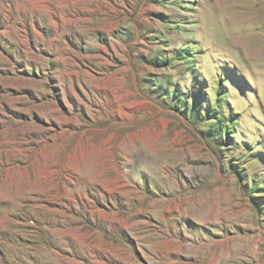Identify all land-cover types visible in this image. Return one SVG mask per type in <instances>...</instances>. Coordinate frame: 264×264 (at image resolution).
I'll list each match as a JSON object with an SVG mask.
<instances>
[{
  "label": "rangeland",
  "instance_id": "374dc122",
  "mask_svg": "<svg viewBox=\"0 0 264 264\" xmlns=\"http://www.w3.org/2000/svg\"><path fill=\"white\" fill-rule=\"evenodd\" d=\"M263 2L0 0V264H264Z\"/></svg>",
  "mask_w": 264,
  "mask_h": 264
},
{
  "label": "bare ground",
  "instance_id": "6f19581e",
  "mask_svg": "<svg viewBox=\"0 0 264 264\" xmlns=\"http://www.w3.org/2000/svg\"><path fill=\"white\" fill-rule=\"evenodd\" d=\"M264 3V2H263ZM258 4V3H257ZM253 5V7H246L245 9V12H243L239 18V20H242V21H237V25H235L236 28H238V30H241L243 29V25H246L248 22H250L253 18V15H256V17H258V19H264V6L263 5ZM242 12V11H241ZM249 15H251L250 17H248ZM237 16V15H236ZM238 18V17H237ZM243 24V25H242ZM255 30V29H254ZM238 34H240L238 32ZM257 36H260L262 38V34L261 33H244L238 37V42H239V45H251L250 48L248 49H257L256 48V45L253 43V38L257 37ZM258 50V49H257ZM264 56H262L261 58H263Z\"/></svg>",
  "mask_w": 264,
  "mask_h": 264
}]
</instances>
